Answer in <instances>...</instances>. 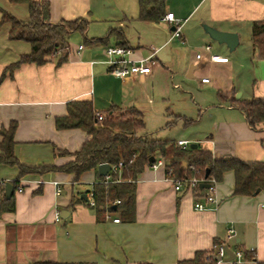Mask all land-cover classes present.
<instances>
[{"label":"crops","instance_id":"1","mask_svg":"<svg viewBox=\"0 0 264 264\" xmlns=\"http://www.w3.org/2000/svg\"><path fill=\"white\" fill-rule=\"evenodd\" d=\"M42 1L49 6V22L81 18L87 28L83 34L71 33L65 61L58 62L56 54L41 64L21 63L10 71L30 44L9 38L11 25L1 22V10L25 22L29 7L26 2L0 0V129L15 122L13 150L22 164L60 166L73 160L71 154L90 135L81 128L55 127V118L67 114L66 104L73 99L91 100L95 111L106 114L111 107L137 108L144 126L138 135L187 140L172 134L160 138L145 130L148 112L159 118L167 115L169 122L194 121L189 112H173L166 104L171 89L181 88L174 78L185 76L192 80L185 82L188 89L198 85L205 95L196 103L202 127L193 143L208 148L213 158L264 161V121L251 127L237 107L238 99L264 100V59L253 58L250 41L252 23L264 19V0H164V14L172 12L181 20L179 37L173 33L174 22L163 16L158 21L140 19L138 0ZM205 26L235 32V49L216 41ZM114 30L124 36V44ZM85 37L98 40L86 42ZM103 37L105 41L100 40ZM108 45L125 48L124 58L130 61L150 58L151 71L115 77L105 61L103 48ZM159 81L163 86L157 88ZM2 137L0 132V141ZM18 173L17 165L0 163V206L11 201L14 207L0 208V264H177L227 241L231 227L235 234L228 247L252 252L253 261L246 264H264V189L253 195L234 194L233 170L216 181L214 206L205 200L206 188L198 192L184 185L176 190L164 167L147 165L135 183L134 220L119 222L112 220L116 213L97 220L88 202L100 175L97 169L76 179L61 170ZM6 182L13 186L9 195ZM196 202L210 208L197 210ZM55 208L60 210L59 221L54 219ZM217 264L235 263L225 259Z\"/></svg>","mask_w":264,"mask_h":264},{"label":"trees","instance_id":"2","mask_svg":"<svg viewBox=\"0 0 264 264\" xmlns=\"http://www.w3.org/2000/svg\"><path fill=\"white\" fill-rule=\"evenodd\" d=\"M26 2L29 7V18L21 21L10 13L2 11L1 22L10 23L9 38L26 40L30 50L20 56L8 67L10 71L21 63L33 62L41 64L52 55H59L58 62L65 61L68 56L69 39L72 32L85 33L87 21L81 18L63 20L51 23L48 21L49 6L39 0H12ZM139 18L145 21H158L165 12L164 0H138ZM119 43L124 44V36L114 30ZM251 44L253 58L264 59V19L256 20L251 27ZM87 42L97 41V38L85 37ZM105 41L106 37L100 39ZM237 107L244 113L251 127H256L264 121V100L260 97L238 99ZM66 115L55 118L56 129L81 128L90 138L84 141L79 150L71 155L73 160L65 164L26 166L14 155V128L12 122L7 129H0V163L10 166L17 165L18 175L27 173H44L45 171H65L75 175L97 169L101 163H109L107 172L110 180L105 182V176L99 175L91 188L94 200L93 208L97 220H104L107 213H116L120 220L133 221L135 214V183L145 166L149 165L152 155H160L166 160V167L171 168L176 178L196 177L215 178L220 180L224 172L234 171V194L253 195L257 189H264V161H241L235 157L213 158L208 148L198 144L196 147H181L173 139H159L147 135H138L144 128L142 113L137 108H109L104 119L98 120L91 100L73 99L66 104ZM118 113L114 115L113 113ZM68 153V152H67ZM122 162V166L117 165ZM186 165L183 166V163ZM206 169L209 170L205 176ZM198 186L195 191H202ZM118 200L117 203L113 201ZM1 203V210H14L13 203ZM244 258H254L252 252L244 253ZM34 264H88L83 262L36 261ZM149 264V263H140ZM177 264H217L215 249L197 251L195 255Z\"/></svg>","mask_w":264,"mask_h":264},{"label":"built area","instance_id":"3","mask_svg":"<svg viewBox=\"0 0 264 264\" xmlns=\"http://www.w3.org/2000/svg\"><path fill=\"white\" fill-rule=\"evenodd\" d=\"M163 19L170 20L174 22V30L173 33L175 37L181 36L180 33V28H181V20L178 18H175L173 16L172 12H166L163 17ZM81 47V46H80ZM206 49H209V46H205ZM104 54H105V61L107 62L109 66V71L112 75L115 77H127V76H134V75H145L149 74L151 71V59L150 58H143L137 61H130L126 58H124V54L127 52L125 48L122 46H113V45H108L103 48ZM200 53L196 54V57H199ZM212 59H218L217 55H211ZM203 82H207L208 78L202 77ZM95 116L98 120L104 119L106 113L100 112V111H95ZM177 144L181 147H186L189 144V141L187 140H177ZM154 161L149 164V166L153 169L159 168V167H164L165 172H166V179L170 180L173 183V187H175L176 190H183L184 185H187V187H190L192 189H196L199 186L200 182H207L208 183V188L207 194L205 196V200L211 204L216 205L218 201H216V197L214 196L215 192V184L216 180L215 178H196V177H183V178H176L172 175L171 168L166 167V160L164 157H161L160 155H153ZM122 166V162L117 165V168H120ZM110 180V175L106 173L105 175V182ZM56 194L60 193L59 188H56ZM89 198L90 200L88 201L90 205L94 204V200L92 197V192L89 193ZM118 200L113 201V203H117ZM210 208V205H207L203 202H196L195 203V209L197 210H203V209H208ZM109 213L105 215V219H108ZM60 210L55 208L54 210V219L56 221L60 220ZM113 221L119 222L120 219L118 217L112 218ZM229 233L227 235V241L232 240L234 237L235 231L231 227L229 228ZM227 241L216 244L214 247L215 249V263H221L223 260H225L229 254L227 252L228 248V243ZM230 248V247H229ZM233 250V249H232ZM234 254L232 256V259L230 262H234L235 264H246L248 261H253V258H244V252L242 250H233Z\"/></svg>","mask_w":264,"mask_h":264},{"label":"rangeland","instance_id":"4","mask_svg":"<svg viewBox=\"0 0 264 264\" xmlns=\"http://www.w3.org/2000/svg\"><path fill=\"white\" fill-rule=\"evenodd\" d=\"M174 83H177L181 86L183 90H176L171 89V99L170 102H167L166 104L169 106V110L176 112L185 110L186 112H189L191 114V118L194 119L191 123H185L183 124L181 120H174L173 122H169L172 120L169 119V116L166 115L165 117L159 118L160 116L156 113H147L146 115V122H145V130L148 134H156L160 138H165L168 134L173 135L175 139L177 138H186L189 140V144L193 143L192 137L197 136L199 134V130L202 127L201 121H199L197 113H198V107L196 103H201L202 98L205 95L201 94L202 90L197 85L198 81L197 79L194 80L192 83L195 87L192 90L188 89L185 86V82L192 81L186 76L182 79L174 78ZM184 81V82H183ZM157 88L163 86V81H159L157 83ZM156 88V89H157ZM180 90V91H179ZM167 110V109H166ZM168 117V118H167ZM186 117H189L186 115ZM190 118V117H189ZM194 138V137H193ZM188 144V146H189ZM186 146V147H188Z\"/></svg>","mask_w":264,"mask_h":264},{"label":"water","instance_id":"5","mask_svg":"<svg viewBox=\"0 0 264 264\" xmlns=\"http://www.w3.org/2000/svg\"><path fill=\"white\" fill-rule=\"evenodd\" d=\"M205 30L206 32L209 33V35H211V37H213L216 41H218L219 43H224L226 44L227 47H229V50H234L237 43H238V36L235 32H230V31H220L217 29H214L212 27H208L205 26ZM237 97H239V94H237ZM191 147H196V143H191L190 145ZM154 161V157L153 155L150 156L149 158V163H152ZM111 168V165L109 163H101L98 165L97 170L98 173L102 176H105L106 173L109 171V169ZM205 176H208L209 174V170L206 169L205 170ZM199 186L201 188H208V183L207 182H200ZM13 189V186L10 182H6L5 184V192L7 193V195H9L11 193ZM260 191V189H257L255 194L258 193ZM83 198L85 200H87V195L83 194ZM227 252L229 254V256L226 258L227 261H230L232 259V256L234 254V251L231 250L229 247L227 248Z\"/></svg>","mask_w":264,"mask_h":264}]
</instances>
